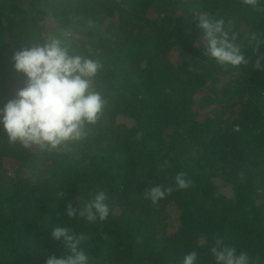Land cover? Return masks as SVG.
<instances>
[{"label":"trees","instance_id":"trees-1","mask_svg":"<svg viewBox=\"0 0 264 264\" xmlns=\"http://www.w3.org/2000/svg\"><path fill=\"white\" fill-rule=\"evenodd\" d=\"M202 13L224 21L245 63L207 55ZM50 35L101 63L92 83L106 103L58 152L0 129V264L65 254L57 226L84 237L89 264H182L191 251L213 264L218 239L264 264V0H0V107L24 86L14 52ZM157 185L173 190L153 204ZM100 191L106 220L66 215Z\"/></svg>","mask_w":264,"mask_h":264},{"label":"clouds","instance_id":"clouds-1","mask_svg":"<svg viewBox=\"0 0 264 264\" xmlns=\"http://www.w3.org/2000/svg\"><path fill=\"white\" fill-rule=\"evenodd\" d=\"M255 5L257 0H244ZM197 27L203 33L207 55L222 65L238 66L245 63L240 48L229 38L222 19H212L207 13L199 16ZM13 68L25 77L24 86L14 97L0 107V129L9 143L25 149L37 147L41 151H61L70 143L82 141L88 126L97 123L106 101L93 87V79L101 70L98 60L71 54L67 44L54 35L43 43L31 44L14 52ZM191 181L183 174L175 177L178 189H186ZM172 188L151 187L147 198L153 204L164 199ZM69 218L80 216L89 222L104 221L109 216L107 196L98 192L82 206L65 205ZM66 253L51 255L45 264H89V257L81 247L83 236H77L64 226L50 232ZM213 264H250L247 253L237 252L222 239L209 249ZM182 264H197V253L191 251L182 258Z\"/></svg>","mask_w":264,"mask_h":264},{"label":"rangeland","instance_id":"rangeland-1","mask_svg":"<svg viewBox=\"0 0 264 264\" xmlns=\"http://www.w3.org/2000/svg\"><path fill=\"white\" fill-rule=\"evenodd\" d=\"M43 25H44L43 30H46V29H50V27L52 26V23L45 20L43 22ZM32 29H34V28H32ZM32 29L30 30L31 34H32ZM119 122L123 123V122H127V120L120 119ZM6 176H7L8 179L13 177V175L11 173H8V175H6ZM222 192L224 193V190H222Z\"/></svg>","mask_w":264,"mask_h":264}]
</instances>
